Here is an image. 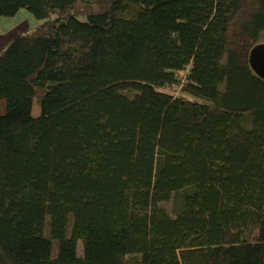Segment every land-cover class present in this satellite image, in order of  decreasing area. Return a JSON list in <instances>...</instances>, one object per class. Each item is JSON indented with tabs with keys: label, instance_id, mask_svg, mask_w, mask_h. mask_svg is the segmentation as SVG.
Wrapping results in <instances>:
<instances>
[{
	"label": "trees",
	"instance_id": "16d2710c",
	"mask_svg": "<svg viewBox=\"0 0 264 264\" xmlns=\"http://www.w3.org/2000/svg\"><path fill=\"white\" fill-rule=\"evenodd\" d=\"M21 9L43 23L0 51V264H264V0Z\"/></svg>",
	"mask_w": 264,
	"mask_h": 264
},
{
	"label": "rangeland",
	"instance_id": "374dc122",
	"mask_svg": "<svg viewBox=\"0 0 264 264\" xmlns=\"http://www.w3.org/2000/svg\"><path fill=\"white\" fill-rule=\"evenodd\" d=\"M43 20L36 18L31 12L27 9H21L17 15L12 17L0 16V41H4L9 37L10 34H13L15 31L24 32L31 30L41 25ZM4 43V42H2ZM2 46H0V50ZM175 95H177L175 93ZM35 110L39 112V106H36ZM36 113V114H37ZM20 175H25L27 172L26 163L18 171Z\"/></svg>",
	"mask_w": 264,
	"mask_h": 264
},
{
	"label": "water",
	"instance_id": "95a60500",
	"mask_svg": "<svg viewBox=\"0 0 264 264\" xmlns=\"http://www.w3.org/2000/svg\"><path fill=\"white\" fill-rule=\"evenodd\" d=\"M248 62L254 74L264 81V42L250 50Z\"/></svg>",
	"mask_w": 264,
	"mask_h": 264
},
{
	"label": "crops",
	"instance_id": "0c3cea01",
	"mask_svg": "<svg viewBox=\"0 0 264 264\" xmlns=\"http://www.w3.org/2000/svg\"><path fill=\"white\" fill-rule=\"evenodd\" d=\"M18 33H20V31H15L13 34H10L9 35V37L8 38H6L4 41H0V46H2V49L10 42V40L13 38V36L15 35V34H18ZM2 42H4V43H2ZM1 49V50H2ZM0 50V51H1Z\"/></svg>",
	"mask_w": 264,
	"mask_h": 264
}]
</instances>
